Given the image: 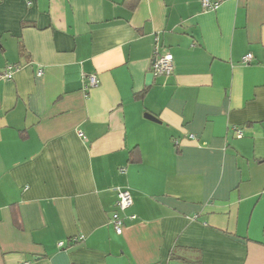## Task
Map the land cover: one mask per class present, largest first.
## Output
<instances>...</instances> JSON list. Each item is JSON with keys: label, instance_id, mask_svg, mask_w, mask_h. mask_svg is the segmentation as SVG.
<instances>
[{"label": "crops", "instance_id": "crops-1", "mask_svg": "<svg viewBox=\"0 0 264 264\" xmlns=\"http://www.w3.org/2000/svg\"><path fill=\"white\" fill-rule=\"evenodd\" d=\"M217 1L0 0V264H264V0Z\"/></svg>", "mask_w": 264, "mask_h": 264}, {"label": "built area", "instance_id": "built-area-1", "mask_svg": "<svg viewBox=\"0 0 264 264\" xmlns=\"http://www.w3.org/2000/svg\"><path fill=\"white\" fill-rule=\"evenodd\" d=\"M203 9H215L218 7L219 2L217 0H200ZM252 59V54L248 53L243 56L242 61L248 63ZM174 67L173 56L171 53H158L157 47H155V52L153 56L152 71L155 75H169ZM16 67L12 64L6 65L3 72H0V79L6 80L10 79L13 75ZM41 74V70L37 71ZM98 83V79L95 74H89L87 76V82L85 87H93ZM237 136H241V132L237 133ZM132 205V196L127 188H120L117 191L116 207L117 210L112 214L111 223L114 227L116 233L120 234L123 228L122 217L120 212L125 211ZM130 218H135V215H130ZM19 264H29L28 262H20Z\"/></svg>", "mask_w": 264, "mask_h": 264}, {"label": "water", "instance_id": "water-1", "mask_svg": "<svg viewBox=\"0 0 264 264\" xmlns=\"http://www.w3.org/2000/svg\"><path fill=\"white\" fill-rule=\"evenodd\" d=\"M152 80H153V72H148L146 74V84H150L152 82ZM144 116L146 118H149V119H151L153 121H157L158 122L157 118L154 115H152L151 113H149V112H146Z\"/></svg>", "mask_w": 264, "mask_h": 264}, {"label": "trees", "instance_id": "trees-1", "mask_svg": "<svg viewBox=\"0 0 264 264\" xmlns=\"http://www.w3.org/2000/svg\"><path fill=\"white\" fill-rule=\"evenodd\" d=\"M17 221V217L15 216V222Z\"/></svg>", "mask_w": 264, "mask_h": 264}]
</instances>
